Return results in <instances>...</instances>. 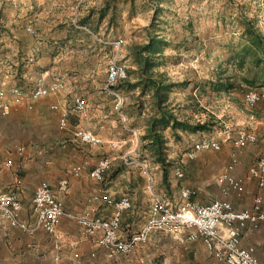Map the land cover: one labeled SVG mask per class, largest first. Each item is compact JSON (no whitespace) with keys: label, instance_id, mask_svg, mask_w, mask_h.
<instances>
[{"label":"rangeland","instance_id":"374dc122","mask_svg":"<svg viewBox=\"0 0 264 264\" xmlns=\"http://www.w3.org/2000/svg\"><path fill=\"white\" fill-rule=\"evenodd\" d=\"M106 1L108 0H81V4L85 5L86 9L91 6L97 8ZM110 2L116 8V20L112 27L108 25V18L114 13V9L102 21H99L97 15L93 19L90 18V25L79 27V30L73 32L64 43L67 48L63 51L61 75L65 78L64 82L67 83L69 80V83L63 90L65 95L61 98L60 94H56V97L58 101H64L60 108L70 110L73 95L81 96L88 106L86 116L70 114L69 129L61 131L57 124L58 113L49 110L47 114L52 127L39 125V128L44 127L40 132L42 134L44 131L51 132L55 137L65 141L66 148L61 150L60 145L56 146L41 158L37 157L35 150L42 145L23 143L32 137L31 133L20 134L18 130H12L6 132L4 136V132L0 131L2 137H6L7 140L0 150V164L6 160L13 162V169L0 173V179L5 176L8 178L9 175L11 180L9 185L0 183V189L21 193L30 200L35 183L34 179L33 182L28 180L26 172H30L35 166L40 173L37 181L49 180L50 176L57 183L61 176H65L69 183H72L74 181L72 166L76 156L81 154L92 165L100 158L110 159L112 168L110 167L105 180L112 174L129 172L138 183L137 188H144L145 179L141 170L135 165H126L124 160L127 158L128 162H145L158 180V190L161 189L162 191L159 190L161 193L177 199V196L172 197V194L166 192L165 189L168 187L163 184L161 169L154 163L146 143L142 140L144 121L137 112L136 104L133 103L136 97L133 98L123 89L120 90L125 98L123 114L128 118L127 128L131 130L129 131L114 111L113 99L101 94L109 63L117 58V62L126 70L129 66L135 67L130 56L132 44L145 42L148 33H157L169 43L164 50L163 65L159 68L175 83L170 93L169 107L181 120L208 124V130L181 133L180 139H173L165 133L168 142L166 154L172 162L168 176L169 188H180L182 184L191 181L186 177V172L194 165L195 160H188L186 155L193 144L204 138L214 139L220 142L221 150L201 156L220 165L211 169V172L207 170L205 172L210 176L212 186L222 188L217 181L218 176L231 162L233 156L237 158L233 173L245 182L243 196L239 197L232 191L227 194L221 191L222 196L219 193L217 199L225 197L233 205L236 201L238 205H242L241 208L250 206L254 195L258 193V189L260 190L249 179L248 171L255 160L264 153V100L250 106L245 101V95L251 91L261 92L264 89L247 88L241 91L235 86L232 93H216L210 82L220 79L234 82L241 78L240 71L234 66V54L245 42L242 36L245 19L264 34V0H162L161 4L156 0H110ZM73 4L74 1H71L68 5L71 7ZM118 40L124 43L121 52L116 56L112 43ZM62 76L59 79H62ZM27 98L24 96L19 105ZM13 100L14 98L11 101ZM149 101H145L146 104ZM36 110L34 107L28 110L26 117H22L29 119L28 122L31 123ZM75 127L92 132L101 143L81 145L73 142L71 131ZM242 132L255 133L257 142L237 150L233 147V141ZM16 143L25 148L24 154L20 155L14 151ZM25 164L29 166L28 171ZM177 168L184 173L180 180L174 176ZM16 177L22 179V185L17 188L14 187ZM87 184L89 188H92L93 184L100 186L99 183L95 184L88 180ZM69 189L70 185L67 192ZM144 196L146 195L143 193L141 198L144 199ZM30 203L26 206V217L23 215L28 222L33 220L30 210L28 212ZM86 205L75 210L67 209L63 204L67 212L73 213L83 212L84 207H88ZM103 207L111 210L106 205ZM234 207L237 208L235 205ZM130 211H134L137 217V221L130 229L137 231L147 219L148 208L144 209V204H141ZM246 231L243 237L245 246L252 242L250 235L246 237ZM56 245L61 246V250L58 251ZM94 251L96 256L91 257ZM76 254L79 255L78 258L75 257ZM0 264L219 263L199 243L180 244L162 232H153L149 240L132 254L119 257L116 261H109L103 253L96 251L93 241L86 238L77 224L68 218L63 219L56 235L39 232L34 237H29L19 230L10 228L0 216Z\"/></svg>","mask_w":264,"mask_h":264},{"label":"built area","instance_id":"2783aa9c","mask_svg":"<svg viewBox=\"0 0 264 264\" xmlns=\"http://www.w3.org/2000/svg\"><path fill=\"white\" fill-rule=\"evenodd\" d=\"M33 33L31 27L27 28ZM123 41L118 40L112 43L116 56L121 52ZM34 58H30L33 61ZM128 78L127 70L114 58L107 68L105 84L101 94L110 96L113 99L114 111L127 128L128 118L123 114L125 98L119 89L121 82ZM64 85L60 80L46 82L40 79L31 90L29 97L32 101L58 94ZM14 103H21L25 93L18 87H13L9 92ZM9 93L0 89V115L7 117L12 110V102ZM264 100V91H251L245 95L248 105L254 106ZM87 103L81 96L73 98L70 110L60 108L58 104L51 105V109L59 112L58 125L61 131L69 129L70 114L84 117L87 114ZM131 131L130 129H128ZM73 142L81 145H98L100 139L90 131L75 127L71 131ZM257 142L255 133L242 132L233 141V147L241 150L250 144ZM14 151L22 155L25 148L15 145ZM221 144L217 140L204 138L193 144L187 153L188 160H196L202 154L208 152H219ZM79 162L72 167L71 173L75 178L81 177L88 168V162L79 158ZM126 165H135L141 170L145 179V190L149 196V210L147 219L141 228L124 235L122 231V219L124 215L133 208L129 197L116 200L110 196L94 195L89 197L87 208L81 213L67 212L57 194L47 181H41L34 191L31 201L32 222L23 218L24 207L13 191L0 189V216L7 225L23 234L34 237L39 232L49 235H56L59 226L64 218L75 222L82 234L91 239L96 251L103 253L109 261H116L119 257L132 254L137 248L144 245L153 232H162L169 235L175 242L180 244H194L201 242L206 251L219 264H262L253 246L243 244L244 232L252 227L264 223V204L262 198L255 197L247 208L236 209L232 202L226 199H217L208 204L200 203L193 199L195 191L183 188L178 199L170 198L166 194L157 191L156 177L151 168L145 162H128ZM237 165V158L233 156L231 162L218 176V183L222 186L223 193L232 191L236 195L245 194V182L234 175ZM111 167L108 158H101L89 172V177L96 183H102ZM13 169V162L6 160L0 164V173L3 170ZM176 179L184 177L181 169L174 172ZM249 179L254 181L258 188L264 189V153L261 154L248 171ZM22 179L16 177L14 187H20ZM68 178H61L58 183V192L66 193L69 188ZM95 203H102L110 207L112 215L109 218L98 216ZM61 250V246L56 245ZM96 252L91 253L95 257ZM79 257L78 254L75 255Z\"/></svg>","mask_w":264,"mask_h":264},{"label":"crops","instance_id":"0c3cea01","mask_svg":"<svg viewBox=\"0 0 264 264\" xmlns=\"http://www.w3.org/2000/svg\"><path fill=\"white\" fill-rule=\"evenodd\" d=\"M71 1H74V4L70 7L68 4ZM99 8L100 7L94 8L91 6L86 9L85 5L81 4V0H0V89H4L9 93L11 88L18 87L22 89L23 92H27L25 96L28 97L20 105L12 102V110L9 116L2 117L0 115V131L4 132V136H6V132H12V130H18L20 134L21 132L22 134H25V132L31 133L32 137L27 141L25 140L23 143L42 145L41 147H37V149L35 148L38 158L44 157L50 150H54L56 146L60 145L61 150L66 148L64 144L65 141L55 137L51 132L44 131V134H42L40 130L46 125L48 128L52 127L51 120L48 119L49 115L47 114L49 110L55 112L51 109V105H64V101H58V97H56L58 94H60L61 98L65 95L63 94V90L69 83V80H65L67 82L65 83V78L61 75V70L63 69V51L64 48H67L64 46V43H66V39L71 37L73 32L79 30V27L90 25V19L87 20L86 24H82V21L89 15L90 10L94 9L97 11ZM96 15L98 16L96 13L91 18L93 19ZM28 27L33 29V33L27 31ZM32 57L34 60L30 61ZM133 69H135L134 66L127 67L128 74L130 75L129 79L131 81L135 79V76L131 74V70ZM61 76L62 79H59ZM40 79H44L46 82L60 80L63 82L64 87L57 95H51L38 101H32L29 94L36 82ZM138 94L139 90L135 92V96L137 97ZM75 96L77 95H73L72 97V103ZM12 98L13 96L9 93V99L12 100ZM145 99H150V97L146 96L142 98L141 101H149ZM150 102L151 99L147 104L145 102L146 109H144L141 115L144 124L146 121L145 118L147 117L146 115L149 114L151 110ZM133 103L138 105L139 102L135 100ZM34 107L37 109L34 113L35 117L31 120L33 122L29 123V119L23 118L22 116L26 117V114L29 112L28 110H32ZM56 113H58L59 117V112ZM39 125H43L44 127L42 126V128H39ZM1 132L0 150H2V146H4L7 141L6 137H2ZM15 145L21 144L16 143L14 146ZM79 158L87 161L83 155L78 154L74 165L80 161ZM199 158L195 160L194 165L186 172V177L191 181L182 184L180 188H166L165 190L168 194H172V197H178L181 189L189 188L195 191L193 199L200 203L208 204L217 200V196H219V193L223 191V189L212 186L213 183L209 181L210 176H207L205 172L206 170L211 172V169L218 168L220 165L204 156ZM100 159H98V161ZM98 161L93 165L89 164L87 161V170L81 177H78L76 181L74 179L75 177L72 178L74 181H71L70 189L66 194L58 192L59 180L61 178H66L65 176H61L57 183L54 182L50 176H48L49 180L42 179L37 181V178H40L37 166H35L34 169H30V172H26V176L31 182H33L34 179V191L41 181H47L57 194L58 199L67 209H80L87 204L86 200L89 197L99 195L114 197L116 200L129 197L132 201L133 208H136L137 205L140 207L141 204H144V209L148 208L149 210L150 200L145 190V180L144 188H137L138 183L135 182L134 177L131 176L129 172L112 174V176L109 178L107 177L104 182L99 183L100 186L93 184V187L89 188L87 180L97 184L89 177V172ZM25 166L26 171H28V164H25ZM110 169L108 172H110ZM86 173L87 175H85ZM7 177L8 178L5 176L3 179H0L2 185H9L11 181L10 176L7 175ZM157 182L158 180L156 178V186ZM255 184L253 185L255 186ZM156 189L157 191H162L161 189ZM34 191L30 200H27L26 195L15 193L23 204V215H25V217L27 215L26 206L32 201ZM143 193L146 195L144 199L141 198ZM257 196L262 198L264 204V189H258V193L254 195L253 199ZM223 199L226 198L224 197ZM146 203L147 205H145ZM234 205L237 207L236 209H243V207L241 208L242 205H238L236 201ZM95 206L98 216L103 218H109L111 216L112 209L104 208L103 206L105 205L102 203H95ZM247 207H249V205ZM30 208L31 203L28 207V212ZM84 208L86 209L87 207ZM136 221L137 217L134 211L127 212L124 215L122 219V231L124 235H128L132 232L130 226ZM259 226H261V228ZM245 235L246 237L250 235L252 241L251 244L247 246H253L255 248L259 261L264 264V223L249 228ZM197 243L202 245L201 242Z\"/></svg>","mask_w":264,"mask_h":264},{"label":"trees","instance_id":"16d2710c","mask_svg":"<svg viewBox=\"0 0 264 264\" xmlns=\"http://www.w3.org/2000/svg\"><path fill=\"white\" fill-rule=\"evenodd\" d=\"M156 1L161 4L162 0ZM113 9L114 13L110 14L108 18V25L112 27L116 20V8L110 0L106 1L97 11L90 10L82 24H86L87 20L96 13L99 21H102ZM244 23L242 36L245 42L234 54V66L240 71L241 78L234 82L228 79L210 82V86L216 93H232L236 87L241 91L247 88L264 89V34L247 19ZM168 46V41L157 33H148L147 39L143 43H133L130 48V56L136 69L132 70L131 74L135 76V79L131 81L128 74V78L120 83L119 89H123L127 95H131L133 98L136 97L134 96L135 92L139 90L135 99L139 102L136 106L140 115L146 109L145 101H141V99L146 96L150 97L151 110L145 118V134L142 140L146 143L154 163L161 169L163 184L169 188L168 176L172 162L166 154L168 142L165 133H168L173 139H180L181 133H197L208 130V124L181 120L169 107V97L175 83L159 70L163 65L164 50Z\"/></svg>","mask_w":264,"mask_h":264}]
</instances>
